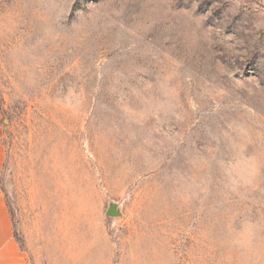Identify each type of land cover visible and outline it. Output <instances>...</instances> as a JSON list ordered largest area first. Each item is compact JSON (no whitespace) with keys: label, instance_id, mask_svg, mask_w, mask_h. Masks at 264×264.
Listing matches in <instances>:
<instances>
[{"label":"rangeland","instance_id":"374dc122","mask_svg":"<svg viewBox=\"0 0 264 264\" xmlns=\"http://www.w3.org/2000/svg\"><path fill=\"white\" fill-rule=\"evenodd\" d=\"M0 107L28 264H264V0H0Z\"/></svg>","mask_w":264,"mask_h":264},{"label":"crops","instance_id":"0c3cea01","mask_svg":"<svg viewBox=\"0 0 264 264\" xmlns=\"http://www.w3.org/2000/svg\"><path fill=\"white\" fill-rule=\"evenodd\" d=\"M6 162V148L2 142V111L0 107V264H28L14 235L11 210L2 189L1 180Z\"/></svg>","mask_w":264,"mask_h":264}]
</instances>
